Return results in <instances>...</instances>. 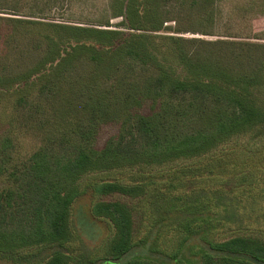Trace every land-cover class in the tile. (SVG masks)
I'll use <instances>...</instances> for the list:
<instances>
[{
    "label": "trees",
    "instance_id": "16d2710c",
    "mask_svg": "<svg viewBox=\"0 0 264 264\" xmlns=\"http://www.w3.org/2000/svg\"><path fill=\"white\" fill-rule=\"evenodd\" d=\"M28 1L0 0V109L42 145L10 169L0 135V258L68 264L90 195L116 233L79 264H264V42L182 34H209L221 0H112L118 28L27 18L72 0Z\"/></svg>",
    "mask_w": 264,
    "mask_h": 264
},
{
    "label": "rangeland",
    "instance_id": "374dc122",
    "mask_svg": "<svg viewBox=\"0 0 264 264\" xmlns=\"http://www.w3.org/2000/svg\"><path fill=\"white\" fill-rule=\"evenodd\" d=\"M31 2L32 0H29L27 3ZM40 2L43 4L55 3L56 0H40ZM111 2L112 0H72L67 9L61 8L60 5L59 8L46 10L42 15L33 14L32 10L26 9L22 15L27 18L39 16L44 17L46 20L48 18L60 22L118 28V23L122 21V18L112 16ZM40 8H43L41 4ZM107 21H110V26H102L107 25ZM208 31L209 34L199 32L182 34L186 37L204 39L231 38L264 42V0H221L220 12L214 25ZM14 111L10 103L3 104L0 109V135L6 133L14 141L12 163L8 165L10 169L22 167V164L42 145L41 134L32 126L23 125L14 117ZM144 111H149L148 105H146ZM118 131V123L104 124L98 137V147L102 148L107 139L116 135ZM98 177L100 178V174H98ZM7 183L8 175L1 176L0 189H3ZM103 199L107 201L120 200L124 199V196L109 195L103 197ZM91 201L93 200L89 195L80 198L74 204L73 218L80 235L78 233L73 234L74 238L69 243L70 248L67 250L68 264H79L88 255L89 259L93 261L105 257L111 240L116 233V227L113 224L110 227L105 220L108 219L112 222L111 219L106 217L96 219L90 215L88 207ZM82 253L84 254L83 257ZM132 256V254L129 255L122 262L130 260ZM0 264L19 263L15 261L7 262L0 258Z\"/></svg>",
    "mask_w": 264,
    "mask_h": 264
}]
</instances>
